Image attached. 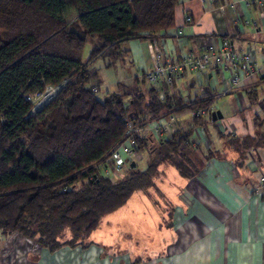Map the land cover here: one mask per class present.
I'll use <instances>...</instances> for the list:
<instances>
[{"label": "trees", "instance_id": "trees-1", "mask_svg": "<svg viewBox=\"0 0 264 264\" xmlns=\"http://www.w3.org/2000/svg\"><path fill=\"white\" fill-rule=\"evenodd\" d=\"M179 1L0 0L2 235L18 233L50 253L65 247L87 250L98 245L83 242L103 217L113 218L125 208L123 224L137 220L140 208L127 209L136 196L148 200L144 231L151 233L158 214L149 209V193L160 190L163 167L174 168L188 180L204 168L210 156L199 158L193 129H180L171 138L146 134L148 121L171 115L175 106L169 95L161 100L157 89L146 86L144 74L133 86L120 84L99 98V77L90 68L98 59L125 56V42L154 41L175 27ZM90 38L97 42L84 63ZM58 85L62 88L54 99L34 111V99L48 86ZM256 93L250 90L249 95L256 99ZM213 103L206 99L183 110ZM193 118L195 128L208 137L212 115ZM128 123L143 126L135 133V150L137 156L149 153L150 159L145 169L138 167L136 158L117 172L105 159L123 140ZM169 211L173 215V204ZM66 231L72 238L61 241Z\"/></svg>", "mask_w": 264, "mask_h": 264}, {"label": "crops", "instance_id": "crops-1", "mask_svg": "<svg viewBox=\"0 0 264 264\" xmlns=\"http://www.w3.org/2000/svg\"><path fill=\"white\" fill-rule=\"evenodd\" d=\"M230 1L233 9L222 15L218 9L222 0L214 6H204L200 0H180L175 27L154 41L134 39L123 43L121 49L135 70L142 73L141 78L153 67L156 54L178 59L200 56L210 43L219 47L229 43L236 52L249 53L262 64L264 30L255 26L257 11L247 7L244 0ZM187 13L194 18L191 25L185 24ZM179 28L183 33H177ZM146 86L153 87L148 82ZM250 90L257 92V100L249 95ZM167 95L175 108L169 116L148 121L146 134L159 125L164 126L163 138H171L180 129H193L199 158L205 161L208 155L210 159L190 180L170 166L161 170V183L174 185L163 189L176 193L173 224L183 218L179 227L164 230L165 238L154 239L157 244L152 239L144 243V248L156 244L161 250L154 256H136L133 248L140 244L135 242L118 257H105L97 247L87 251L65 247L50 253L18 233H0V264H264V190L262 196L257 195L264 178V77L258 74L251 84L235 87L230 74L218 67L202 73L186 71ZM206 99L214 100L216 111L223 115L216 121L212 117L208 137L202 128H195L192 111L183 110ZM190 115L193 121L186 127L181 120H188Z\"/></svg>", "mask_w": 264, "mask_h": 264}, {"label": "built area", "instance_id": "built-area-1", "mask_svg": "<svg viewBox=\"0 0 264 264\" xmlns=\"http://www.w3.org/2000/svg\"><path fill=\"white\" fill-rule=\"evenodd\" d=\"M217 0H200L204 6H214ZM247 7L257 11L258 22L256 27L264 30V0H244ZM234 5L230 0H222L218 7L220 13L225 15L228 9H233ZM194 18L190 13L186 14L185 24L191 25ZM178 34L183 33L182 28L177 30ZM218 67L224 73L230 74V81L233 86L249 85L258 74L264 77V62L259 64L255 62L249 53L236 52L229 43H224L222 47L216 43L207 45L206 50L200 56H185L180 59L158 53L154 58V65L145 72V78L149 84L159 91V98L164 100L167 91L172 89L175 81L186 71L193 73H202L209 69ZM62 85L48 86L44 93L38 95L34 101V111L41 108L46 103L54 99L61 90ZM97 88H95L96 90ZM27 101H32L31 97H26ZM216 111L212 104L210 107H202L192 111L193 116L207 117ZM172 121H176L174 118ZM128 132L119 143L106 157L105 163L112 164L117 172H122L126 166L137 158L135 133H140L143 126H135L128 123ZM163 127L157 126L151 131L157 139L163 137ZM103 166H105L102 163ZM261 187L257 189V195L262 196L264 190V178L261 180Z\"/></svg>", "mask_w": 264, "mask_h": 264}, {"label": "rangeland", "instance_id": "rangeland-1", "mask_svg": "<svg viewBox=\"0 0 264 264\" xmlns=\"http://www.w3.org/2000/svg\"><path fill=\"white\" fill-rule=\"evenodd\" d=\"M96 42H97V38L89 39V42L87 43L83 54L84 63H88L91 52ZM90 68L94 69L99 77V80L97 82V84L100 86V91L97 93L99 98H104L106 94L115 92L120 84L133 86L135 84V78H137L138 76L141 78L140 75L142 74L135 70V68L131 64V59L127 58L126 56H123L122 58H118L116 60L112 58L104 59V60L98 59L97 61L91 63ZM140 87L143 88L142 85ZM135 88L136 87H134V89ZM191 115L189 118H187L188 120H185V118L181 120L184 126L188 127L192 124L193 118ZM257 130L258 129L256 127L255 131ZM149 159H150L149 153L141 154L137 158L138 167L140 169H145L148 165ZM124 173L125 172H123V174ZM116 177L121 178L120 175H117ZM170 180L174 182L175 185L177 184V182L174 181L173 178H170ZM158 185L160 190L153 188V190L150 191L149 193V197L150 195H152V197L150 199L149 197H147L149 199V209L157 210V214H158V218H156V224L153 228L155 229V231L152 230L151 233L144 231L145 228H147L146 227L147 225H145V223L147 222V218L144 217V214L146 213L144 211L145 210L144 207L145 204L148 202V200L136 196L131 203H128L130 205L129 207H127V209H132L135 206L140 208V211L138 212L139 217H137V220H132L126 224H123L124 218L126 219L127 217V215L122 216L123 213L124 214L127 213L125 212L126 209L123 208L121 211H119L118 215L113 218H111V215L103 217L99 225L97 226L96 230L90 235V237L85 238L83 243L85 244L94 243L103 246V248L99 247L98 245L96 246L94 245L92 247L102 248L103 250V252H101L102 255L104 256L107 255L109 257H118L124 255V253H127L128 250H130L129 244L135 242H136L135 245L140 244L139 249L138 250L136 249L134 251V254L136 256L147 255V254H149V256L150 255L154 256L155 254H157L158 251L161 249L156 247L158 241H154V239H156L158 236L162 239L165 238L163 237V235H165L164 230L166 228L172 229L174 226L179 227L177 225L181 224L180 222L181 220H183V218L181 220L179 219L180 221L177 222V225L173 224V219H172L173 215L169 211V207L176 202L175 200L176 193H168L163 189V186L166 185L174 186L173 183L159 182ZM144 193H142V195ZM144 195L148 196L146 193ZM116 217H118L117 219H119V221L115 220ZM132 218H134L133 215ZM132 224L135 225L134 229ZM141 229L145 232V236L141 235ZM133 230H136V233H134ZM71 238H72V234L69 231L68 232L66 231L61 241H67L70 240ZM149 239H152L151 242H156V244H154L152 248H149L148 246H145L144 248V243H148ZM142 251L144 252V254ZM135 255L133 257H135ZM136 259L138 260L139 258ZM133 261L131 260V262Z\"/></svg>", "mask_w": 264, "mask_h": 264}, {"label": "water", "instance_id": "water-1", "mask_svg": "<svg viewBox=\"0 0 264 264\" xmlns=\"http://www.w3.org/2000/svg\"><path fill=\"white\" fill-rule=\"evenodd\" d=\"M212 117H213V120L216 121L218 119H222L223 118V115L221 113V111H216L212 114ZM132 167H135V162L132 163Z\"/></svg>", "mask_w": 264, "mask_h": 264}]
</instances>
